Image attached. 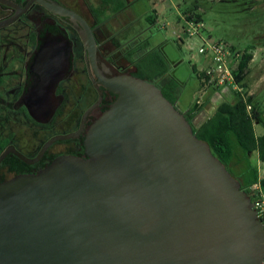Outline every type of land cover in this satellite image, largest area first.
Masks as SVG:
<instances>
[{"label":"water","instance_id":"obj_1","mask_svg":"<svg viewBox=\"0 0 264 264\" xmlns=\"http://www.w3.org/2000/svg\"><path fill=\"white\" fill-rule=\"evenodd\" d=\"M45 5L81 26L94 63L86 20ZM100 81L117 99L89 129L87 158L0 183V264H262L250 198L185 114L152 82Z\"/></svg>","mask_w":264,"mask_h":264},{"label":"flooded vegetation","instance_id":"obj_2","mask_svg":"<svg viewBox=\"0 0 264 264\" xmlns=\"http://www.w3.org/2000/svg\"><path fill=\"white\" fill-rule=\"evenodd\" d=\"M5 1L12 5L0 1V24L12 22L0 27V183L36 174L62 156L87 158L89 129L117 99L100 77L126 74L113 55L131 49L108 36L110 51L101 40L105 20L92 14L87 20L66 0ZM45 4L86 20L97 42L94 63L81 26ZM34 99L48 100L40 107ZM230 173L244 189L241 177Z\"/></svg>","mask_w":264,"mask_h":264},{"label":"rangeland","instance_id":"obj_3","mask_svg":"<svg viewBox=\"0 0 264 264\" xmlns=\"http://www.w3.org/2000/svg\"><path fill=\"white\" fill-rule=\"evenodd\" d=\"M66 1L75 6L87 20L92 19L90 7L99 6V0ZM125 1L127 5L122 11L108 14L106 25L103 26L107 34L101 40L105 42V47L111 48L110 51H113L114 47L110 46V42L105 41L108 36L110 41L114 40L119 45L126 43L131 49L148 41L150 47L145 51L140 50L134 60L145 55L150 57L156 55L165 59L169 74L181 84L177 105L181 111L185 112L196 99L200 80L194 71L195 66L204 69L209 66L211 60V55L199 53L205 41L198 35L190 36L188 30L192 31V29L188 26L184 15H192L194 12L200 15L204 24V29L201 30L204 38L212 42H226L236 48L235 53L241 54L248 47L254 46V58L244 82L246 86H240L246 96L254 97L252 105L262 112L261 120L254 125L258 136L264 134V0ZM156 10L157 21L151 24L148 17H156ZM129 50L128 48L114 51L113 55L118 66L123 68L126 74L135 71L134 65L126 58ZM238 64L239 61L234 66L237 67ZM152 83L159 87L158 80ZM227 89L228 93L233 91V88ZM235 96L238 101V93L235 92ZM258 161L260 160L256 152L247 156L236 147L230 170L246 183L247 177L251 175L250 166H255V169L258 168L260 173L264 174V165H257Z\"/></svg>","mask_w":264,"mask_h":264},{"label":"trees","instance_id":"obj_4","mask_svg":"<svg viewBox=\"0 0 264 264\" xmlns=\"http://www.w3.org/2000/svg\"><path fill=\"white\" fill-rule=\"evenodd\" d=\"M126 5L125 0H99V6L97 8L91 6L90 12L98 22H102L108 19L109 13L116 14L122 11ZM190 16L203 21L201 16L195 12ZM153 19L154 17H148L151 24L155 23ZM149 47L150 43L145 41L128 51L126 58L135 68V71L129 72V74L149 82L162 78L159 88L163 95L178 109L180 82L169 75L168 63L165 59L156 55L152 57L145 55L134 60L135 55L140 50L145 51ZM233 50L235 51L236 48L233 47ZM254 50L255 47L250 46L241 53L238 68L234 71L236 81L242 87L246 86L244 82L249 74V65L254 58ZM253 100L254 97L249 96L247 101L238 99L235 104H222L217 113L199 129L194 128L192 124L196 109L185 113V117L192 125L197 138L210 146L213 155L223 163L229 172L236 147H239L247 156L257 152L259 160L264 164V135L256 136L254 130V124L261 120L262 112L252 105ZM249 105L252 106L251 114L247 111ZM251 170L254 173L247 177L244 189H242L247 195L246 189L257 183L259 179L257 169L251 167ZM262 184L264 186V181Z\"/></svg>","mask_w":264,"mask_h":264},{"label":"built area","instance_id":"obj_5","mask_svg":"<svg viewBox=\"0 0 264 264\" xmlns=\"http://www.w3.org/2000/svg\"><path fill=\"white\" fill-rule=\"evenodd\" d=\"M184 19L192 29V31H190V29L188 30L190 36L198 35L205 41V45L200 48L199 53L206 56L211 55L209 66L196 71L197 77L200 80V86L196 92L195 106L197 108L203 107L211 90H220L223 88H233V91L238 93L239 99L247 101L249 96L245 95L234 75V71L238 68V66L236 67L234 64L238 62L239 54L235 53L233 47L226 42H212L210 39L206 40L201 33V30L204 29V24L197 20L196 17L191 18L190 15H184ZM247 111L251 114V105L247 107ZM263 181L264 177H260L258 182L249 186L246 191L251 200L253 210L256 212L258 219L264 226ZM262 264H264V260Z\"/></svg>","mask_w":264,"mask_h":264},{"label":"crops","instance_id":"obj_6","mask_svg":"<svg viewBox=\"0 0 264 264\" xmlns=\"http://www.w3.org/2000/svg\"><path fill=\"white\" fill-rule=\"evenodd\" d=\"M155 12H156V17H154V18H156V20L153 19L154 22H156L157 21V18H158V12H157V10ZM239 55L241 56V54H239ZM239 59H240V57H239ZM199 69H201V68H198L197 66H195L194 71L196 72ZM157 80L159 81V83L162 82V78L161 79H157ZM199 86H200V84L198 83L197 91L199 89ZM180 88H181V84H180ZM180 88H179V91H180ZM227 90H228L227 88H223V89H220V90L213 89V90L210 91L209 96L207 97L206 102H205V105L203 107L196 108L195 101H194L193 104H192V106L189 107L185 112L184 111H181V110L180 111L185 114V113H187L189 111H192L195 108L196 109V113L194 115L192 124H193V127L194 128L199 129L203 124H205L209 119H211L217 113L219 107L222 104H224V103L235 104L237 102V99H235L236 98L235 92L232 91L231 93H228ZM232 99H234V100H232ZM178 103H179V100H178L177 104ZM254 130H255V125H254ZM255 134H256V130H255ZM263 135L264 134H262L260 136H263ZM256 136H258V135L256 134ZM258 159H259V155H258ZM258 164L264 165L261 161H258L257 162V165ZM254 167L255 166H253V168ZM257 171H258L259 178L260 177H264V174L260 173V171L258 170V168H257Z\"/></svg>","mask_w":264,"mask_h":264}]
</instances>
